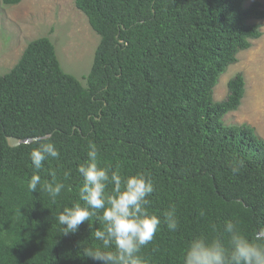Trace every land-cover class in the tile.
Wrapping results in <instances>:
<instances>
[{
  "label": "trees",
  "instance_id": "16d2710c",
  "mask_svg": "<svg viewBox=\"0 0 264 264\" xmlns=\"http://www.w3.org/2000/svg\"><path fill=\"white\" fill-rule=\"evenodd\" d=\"M248 1L76 0L100 37L86 87L62 69L48 37L27 45L0 76V264H102L84 249L105 250L92 236L103 222L93 216L64 234L57 218L76 202L86 206L78 167L91 143L110 173L119 166L123 177L143 173L153 182L147 207L161 223L141 249L148 264H183L198 236L227 246L228 220L249 237L264 228V139L224 122L241 106L243 75L229 81L224 100L213 98L237 55L262 36L264 4ZM8 137L55 145L59 156L38 173L43 184L55 170L65 184L55 200L28 187L37 145L11 148ZM173 206L176 230L164 216Z\"/></svg>",
  "mask_w": 264,
  "mask_h": 264
},
{
  "label": "clouds",
  "instance_id": "9594fccd",
  "mask_svg": "<svg viewBox=\"0 0 264 264\" xmlns=\"http://www.w3.org/2000/svg\"><path fill=\"white\" fill-rule=\"evenodd\" d=\"M30 152L32 165L36 169L28 183L34 192L38 185L40 191L46 192L53 200L65 188L63 182L57 180L55 170L50 171L51 181L45 180L41 184L38 174L43 168V162L48 156L58 157L59 152L52 142L37 138ZM88 160L81 163L78 172L83 177V184L79 188L80 202L71 207H65L58 214V221L64 227V234L74 233L79 225L89 221L93 216L103 222V229L96 228L92 236L102 242L101 248H85L86 256L101 261L102 264H148L141 253V249L150 243L161 223L158 216L151 214L148 197L154 192V185L150 178L143 173L123 177L119 166L111 171L109 167L101 165L99 151L94 143L89 144ZM243 161L234 162L232 171L239 172ZM70 172H65L67 178ZM109 184L113 187L107 191ZM102 210V216L97 212ZM204 215L203 212L200 213ZM170 230H176L178 222L174 206L164 213ZM213 231L216 226L213 225ZM225 232L228 234V244L214 237L208 239L203 236L194 237L187 245L183 264H264V228L252 237L246 235L237 223L225 222Z\"/></svg>",
  "mask_w": 264,
  "mask_h": 264
},
{
  "label": "rangeland",
  "instance_id": "374dc122",
  "mask_svg": "<svg viewBox=\"0 0 264 264\" xmlns=\"http://www.w3.org/2000/svg\"><path fill=\"white\" fill-rule=\"evenodd\" d=\"M255 1L264 4V0L248 4ZM261 24L262 36L237 55V62L219 79L213 98L224 100L229 81L242 74L244 98L238 111L226 115L224 122L247 124L264 139V20ZM43 37L54 44L62 69L86 87L100 37L76 7V0H22L10 7L0 0V76L18 63L30 42Z\"/></svg>",
  "mask_w": 264,
  "mask_h": 264
},
{
  "label": "water",
  "instance_id": "95a60500",
  "mask_svg": "<svg viewBox=\"0 0 264 264\" xmlns=\"http://www.w3.org/2000/svg\"><path fill=\"white\" fill-rule=\"evenodd\" d=\"M37 138L35 139H26V140H19V139H16V138H13V137H8L7 138V141H8V145L11 147V148H16V147H19L23 144H30L32 142H34Z\"/></svg>",
  "mask_w": 264,
  "mask_h": 264
}]
</instances>
